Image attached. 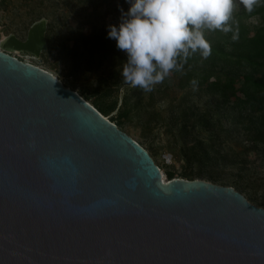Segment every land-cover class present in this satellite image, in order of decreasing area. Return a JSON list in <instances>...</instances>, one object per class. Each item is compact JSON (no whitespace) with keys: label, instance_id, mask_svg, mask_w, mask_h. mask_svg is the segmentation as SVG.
Instances as JSON below:
<instances>
[{"label":"water","instance_id":"water-1","mask_svg":"<svg viewBox=\"0 0 264 264\" xmlns=\"http://www.w3.org/2000/svg\"><path fill=\"white\" fill-rule=\"evenodd\" d=\"M46 22L6 47L38 55ZM0 264H264V207L165 180L78 91L0 48Z\"/></svg>","mask_w":264,"mask_h":264},{"label":"rangeland","instance_id":"rangeland-1","mask_svg":"<svg viewBox=\"0 0 264 264\" xmlns=\"http://www.w3.org/2000/svg\"><path fill=\"white\" fill-rule=\"evenodd\" d=\"M129 8V0H0V48L52 72L66 86L88 95L92 104L116 103L105 116L116 121L126 113L119 127L151 153L166 178L173 171L176 177L233 186L264 207V144L252 143L243 128L224 130L219 141H212L208 131L196 125L199 115L221 114L225 129L232 128L227 120L231 111L217 109L218 95L196 85L182 87L184 80L173 73L151 92L124 82L121 72L127 55L108 31L109 26H119ZM243 10L236 0L233 15ZM43 18L46 48L38 55L6 47L11 36L24 41L32 25ZM260 23L258 15L245 20L250 32ZM199 139L228 154V163L187 156L184 149ZM166 154L172 155V162ZM234 159L243 163H229Z\"/></svg>","mask_w":264,"mask_h":264},{"label":"trees","instance_id":"trees-1","mask_svg":"<svg viewBox=\"0 0 264 264\" xmlns=\"http://www.w3.org/2000/svg\"><path fill=\"white\" fill-rule=\"evenodd\" d=\"M254 15L260 17L261 23L250 32L246 29L245 20ZM230 23L231 32L206 31L205 38L211 45V54L206 59L199 52L191 54L183 70L172 73L184 80L182 87L196 85L207 93L218 95L217 109L231 111L227 120L232 128L227 129L221 114L198 116L196 125L208 131L210 140L219 141V133L224 130L232 133L243 128L252 143L264 144V0L251 13L244 9L233 15ZM234 34H238V39L233 40ZM82 96L89 101L88 95L82 93ZM93 105L104 115L116 108V103L104 106L97 100ZM124 116L126 113L122 112L116 121H112L121 126ZM196 142L184 149L187 156L219 164L228 163L229 155L221 149L216 151L202 139ZM229 163L239 164L243 161L234 159ZM175 174L168 171L169 178L175 177Z\"/></svg>","mask_w":264,"mask_h":264},{"label":"clouds","instance_id":"clouds-1","mask_svg":"<svg viewBox=\"0 0 264 264\" xmlns=\"http://www.w3.org/2000/svg\"><path fill=\"white\" fill-rule=\"evenodd\" d=\"M119 26H109L108 37L125 52L121 75L126 84L147 92L173 71L183 70L187 58L211 54L205 31H232L236 0H129ZM261 0H239L251 13ZM238 34L233 35V40ZM195 83V81H193Z\"/></svg>","mask_w":264,"mask_h":264},{"label":"built area","instance_id":"built-area-1","mask_svg":"<svg viewBox=\"0 0 264 264\" xmlns=\"http://www.w3.org/2000/svg\"><path fill=\"white\" fill-rule=\"evenodd\" d=\"M32 63V62H31ZM108 118V117H107ZM165 159L169 162H172V155L171 154H166Z\"/></svg>","mask_w":264,"mask_h":264},{"label":"bare ground","instance_id":"bare-ground-1","mask_svg":"<svg viewBox=\"0 0 264 264\" xmlns=\"http://www.w3.org/2000/svg\"><path fill=\"white\" fill-rule=\"evenodd\" d=\"M14 47V46H13ZM14 48H17V44L15 43V47ZM18 49V48H17ZM161 170H162V172H163V177H164V179L166 180L167 178H166V175H165V173H164V170L161 168Z\"/></svg>","mask_w":264,"mask_h":264}]
</instances>
